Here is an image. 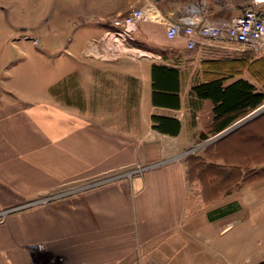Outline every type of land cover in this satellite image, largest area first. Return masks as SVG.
Here are the masks:
<instances>
[{
	"label": "crops",
	"instance_id": "obj_1",
	"mask_svg": "<svg viewBox=\"0 0 264 264\" xmlns=\"http://www.w3.org/2000/svg\"><path fill=\"white\" fill-rule=\"evenodd\" d=\"M249 2L86 0L84 14L91 18L74 24L75 35L59 52L54 67L50 66L54 61L47 67L40 57L36 60V52L28 56L11 46L16 48L17 62L8 61L7 55L0 59V211H10L0 219V264H48L40 258L64 252L66 260L88 264L90 246L97 247L93 259H104L105 244L160 239L183 224L191 194L195 191L200 196L205 182L204 169L193 167L190 174L182 154L218 135L208 133L212 103L198 99L191 89L206 81L205 62L233 58L240 52L225 36L210 41L197 34L195 48L187 49L183 37H166L165 22L175 21L188 8L202 19L232 21ZM130 8H141L146 16L160 19L140 23L133 34L132 45L154 57L113 61L87 57L88 45L108 28L109 19ZM153 65L178 72V108L152 104ZM72 77L82 91L81 105L62 104L54 93L60 82ZM238 78L248 80L243 75L225 83ZM152 115L176 119L178 134L154 130ZM242 121L219 132L231 130L226 138L241 131L225 149L213 141L215 145L199 155L205 163L223 167L226 174H236L237 180L249 171L264 170V112ZM255 131L262 136L254 135ZM155 163L159 166L130 179L22 208L65 188L137 164ZM262 184L264 174L230 193L213 190L212 194L225 197L224 206L235 205L239 212L249 190H258ZM233 195H239L238 199L229 200ZM36 244L44 245L43 255L31 249ZM119 247L109 250L112 256L120 258Z\"/></svg>",
	"mask_w": 264,
	"mask_h": 264
},
{
	"label": "rangeland",
	"instance_id": "obj_2",
	"mask_svg": "<svg viewBox=\"0 0 264 264\" xmlns=\"http://www.w3.org/2000/svg\"><path fill=\"white\" fill-rule=\"evenodd\" d=\"M85 1L0 0V59H4V55H7L8 61L17 62L16 48L11 47L17 46L28 56L36 52V60L41 58L43 65L47 67H49L48 63L54 61V64L50 65L54 67L56 63H59L57 59L59 52L69 45V39L75 35L72 30L74 24H79L81 21L91 18V15L84 14L83 4ZM40 51L44 53L43 56L39 55ZM255 55L260 56L259 54ZM244 77L254 84L257 89H260V83L254 76L246 73ZM74 82V77L68 78L55 87L54 93L62 104H82V91L76 88L77 84ZM105 84H107L106 81ZM106 90L108 91V89ZM84 94L86 95V93ZM246 116L233 124L242 121V119L244 120ZM230 131L226 130L221 133L226 134ZM240 132L219 139L216 146L225 149L230 141L240 135ZM253 134L262 136L259 131H255ZM211 140L207 139L198 143L184 152L182 156L184 159L199 157L200 151L206 152L208 148L213 147L214 143ZM237 144L236 142L235 146ZM157 166H159L158 163L137 164L124 172L90 180L88 183L92 182L91 186L86 183L88 186L86 189H78L83 185L79 184L30 202L37 203L47 199L45 203H48L109 182L125 178L130 179ZM137 169H141L142 172L140 170L135 171ZM134 171L136 173H133ZM107 178H112V180L98 183L99 180L104 181ZM263 185L258 190H253L254 188L249 190V196L242 199L239 212L235 211L214 220L210 219L213 209L224 207L226 198L219 197L207 204L204 201L202 202L201 197L197 196L194 191L188 202L185 220L177 229L162 235L160 239L152 241H142L138 238L137 241L136 239H127L115 245L105 244L106 256L104 259L100 258L99 260L91 257L97 247L92 248L90 246L88 249L90 257L87 262L88 264H264ZM73 189L76 191L70 192ZM238 197L239 195H233L229 197V200L232 201L238 199ZM41 204L43 203L25 208H32ZM118 245H120L118 250L120 258H117V255L112 256L109 251L113 248L116 249ZM101 248L102 246H98V250ZM31 249L41 252L42 255V252H45L43 244L33 245ZM65 254L66 252L57 254V257L60 256V260H58L56 254L53 253L55 260L52 264H78V260H66L68 257L64 258Z\"/></svg>",
	"mask_w": 264,
	"mask_h": 264
},
{
	"label": "trees",
	"instance_id": "obj_3",
	"mask_svg": "<svg viewBox=\"0 0 264 264\" xmlns=\"http://www.w3.org/2000/svg\"><path fill=\"white\" fill-rule=\"evenodd\" d=\"M206 81L195 85L191 93L201 100L212 103L213 120L209 134H216L237 120L243 118L264 103V56H256L251 51L240 52L236 57H227L203 64ZM250 73L260 83L257 89L249 80L238 78L226 84V80ZM152 95L151 101L155 106L168 108L179 107L178 72L164 66L153 65L151 68ZM256 80V81H257ZM152 128L161 134L175 136L179 132L180 124L176 119L152 115ZM207 153V152H205ZM188 171L192 174L193 167L204 169V182L201 200L211 203L224 193H230L241 184L251 181L257 176L262 177L264 170L257 173L247 172L243 179H235L236 174H226L223 167L205 163L201 157H189ZM211 174V175H210ZM213 174V175H212ZM210 176V179L208 177ZM249 180V181H248ZM213 190L221 195L212 194ZM235 206L227 205L216 208L210 219L214 220L235 212Z\"/></svg>",
	"mask_w": 264,
	"mask_h": 264
},
{
	"label": "built area",
	"instance_id": "obj_4",
	"mask_svg": "<svg viewBox=\"0 0 264 264\" xmlns=\"http://www.w3.org/2000/svg\"><path fill=\"white\" fill-rule=\"evenodd\" d=\"M147 20L159 21L160 19L156 18L155 15L146 16L141 8H130L124 15L111 17L108 28L97 40L88 45L86 56L103 61L116 60L121 57H154L132 45L136 28L140 23ZM165 23L166 37L168 39L183 37L187 49L195 48L194 36L196 34L200 38L210 41H217L225 36L237 51H251L264 56V0H250L249 6L243 11L242 15L232 21L213 22L202 19L195 9L188 8L175 21ZM263 106L264 103L260 107ZM138 170L142 172L141 169L135 171ZM135 171L133 173H136ZM129 175L131 176L130 173ZM109 180H112V178L104 179V181L99 180L98 183L109 182ZM91 183H87L88 186H91ZM87 184H83L78 189H86ZM73 191L76 190L73 189L70 192ZM46 201L47 199H44L37 203H45ZM37 203L28 202L22 208ZM9 212V210L0 211V219L4 218Z\"/></svg>",
	"mask_w": 264,
	"mask_h": 264
},
{
	"label": "bare ground",
	"instance_id": "obj_5",
	"mask_svg": "<svg viewBox=\"0 0 264 264\" xmlns=\"http://www.w3.org/2000/svg\"><path fill=\"white\" fill-rule=\"evenodd\" d=\"M264 112V106L263 107H258L257 109H255L254 111H252L249 115H247L245 118H244V121H249L251 120L252 118L258 116L259 114L263 113ZM243 122V121H242ZM229 133V132H228ZM228 133L226 134H219V135H216L213 137V139L211 141H218L219 139H222L224 136H226ZM41 261H44V262H47L48 264H52V262L55 260L53 257H41L40 258Z\"/></svg>",
	"mask_w": 264,
	"mask_h": 264
},
{
	"label": "water",
	"instance_id": "obj_6",
	"mask_svg": "<svg viewBox=\"0 0 264 264\" xmlns=\"http://www.w3.org/2000/svg\"><path fill=\"white\" fill-rule=\"evenodd\" d=\"M155 3H158V2H160L161 0H153Z\"/></svg>",
	"mask_w": 264,
	"mask_h": 264
}]
</instances>
